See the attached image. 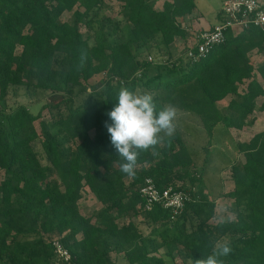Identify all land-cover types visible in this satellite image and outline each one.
<instances>
[{
    "label": "trees",
    "instance_id": "16d2710c",
    "mask_svg": "<svg viewBox=\"0 0 264 264\" xmlns=\"http://www.w3.org/2000/svg\"><path fill=\"white\" fill-rule=\"evenodd\" d=\"M102 2L0 0V100L10 83L69 91L93 73H104L103 88L95 90L93 102L73 106L69 98L68 105L51 104L50 124L40 119V111L33 113L23 104L12 112L0 110V259L5 256L8 264H54L59 257L52 240L58 237L71 254L59 264H111L112 244L127 245L124 256L130 263L161 264L141 240L134 218L142 214L154 227L175 226L171 245L180 244L195 261L211 254L217 240L228 234L225 242L231 244L234 262L264 264V129L237 142L245 158L232 165L229 195L236 214L213 222V203L197 197L202 191L192 158L197 149L186 144L179 130L141 153L135 175L128 176L120 170L123 161L105 127L112 123L107 113L118 105L119 90L135 91L138 86L151 89L160 102L199 115L209 141L216 124L243 127L256 97L264 96V59L255 65L249 55L254 48L264 52V30L255 25L236 32L229 28L224 41L204 55L189 58L184 49L149 75L151 60L138 59L129 40L109 41L104 23L89 16ZM121 7L132 24L133 40L159 33L167 46L187 36L181 21L194 14L196 2L163 0L156 8L154 0H123ZM65 10L72 12L71 21L60 19ZM80 23L92 33L85 35ZM56 55H63L66 67L54 65ZM228 94L226 106L219 107L218 101ZM260 107L264 109V101ZM146 176L159 188L172 184L189 193L178 215L159 203L145 209L138 187ZM84 186L102 204L91 215L82 214L77 205ZM189 212L198 221L187 230ZM122 216L127 220L120 224Z\"/></svg>",
    "mask_w": 264,
    "mask_h": 264
},
{
    "label": "rangeland",
    "instance_id": "374dc122",
    "mask_svg": "<svg viewBox=\"0 0 264 264\" xmlns=\"http://www.w3.org/2000/svg\"><path fill=\"white\" fill-rule=\"evenodd\" d=\"M163 0H154V6L160 7ZM224 0H195L197 10H202L206 22H214L216 20L217 9L221 8ZM123 0H103L102 4L94 11L90 12L91 18L103 22V30L106 33V37L112 42L130 41L132 51L138 59L147 58L151 60V67L148 68L147 73L149 75L154 74L159 70V63L166 61L167 64L186 50L187 42L181 38H175L172 43L167 46L162 42L161 34H153L150 38L142 40H133L132 24L124 16L121 11ZM192 17L188 18L189 24L194 23L193 30L196 31L201 27L200 22L195 24V21L199 19ZM73 18L70 10H65L61 13V20L71 21ZM192 18V19H191ZM180 21V16H178ZM183 25H187L188 21H181ZM207 25V24H206ZM80 30L86 35L92 33L89 26L84 23H80ZM186 41L191 40L193 32L189 31ZM91 42V40H90ZM20 47H17V51ZM185 52V51H184ZM63 55H56L54 61L55 66L66 67V62L62 59ZM169 57V59H168ZM64 58V57H63ZM253 59V58H252ZM258 58L254 56V61L258 64ZM104 73H93L87 81L77 83L72 86L69 91L62 89H50L36 86L34 84L22 83H10L7 92L0 100V110L5 112L14 111L19 105H25L31 112L37 113L40 111V119H45L50 124L52 116L49 110V106L56 102H62V104L68 105L70 103L76 106L83 104L85 100L93 102L97 95L95 90H101L103 88ZM264 84V83H263ZM244 84H240L239 90L243 88ZM137 93H151L155 96V92L151 89L138 86L135 90ZM231 95L228 94L224 98L218 101L219 107H225L229 101ZM155 98V97H154ZM158 110L164 105L169 104L167 102H160L158 98H155ZM264 101V96L259 95L256 97L255 106L251 113L247 117L246 125L241 128L228 127L224 125L216 124L213 130L212 139L209 141L208 133L206 132L202 119L199 115L185 111L178 108L177 127L175 130H179L183 139L187 145L197 149L192 154L194 160V166L197 171L200 172V178L202 180V191L198 192V198L206 200L207 203H213V216L211 221L218 222L221 220H227L233 218L236 214V208L234 206V199L229 195V191L232 190L234 184L232 181V165L235 163H241L244 161V153L237 148V142L240 140L248 139L252 134L264 129V109L261 108V103ZM39 118L34 121L36 127H39ZM52 130H56L57 126H51ZM35 147L41 151L40 141H35ZM44 161V159H43ZM3 174V170H0V176ZM181 183V181H178ZM201 190V189H199ZM206 204V202H205ZM77 205L79 211L84 215H91L98 211L102 204L96 198V196L89 190L87 186L82 187L80 190V196L77 199ZM206 207V206H205ZM191 217L186 222L187 230L191 229V226L195 225L198 221L195 215L189 212ZM127 217L122 216L118 218V222L121 224L126 222ZM138 222L139 234L141 240L146 244L148 254L154 258H161V264H193L195 262L192 254L186 248L180 244L171 245L173 241L170 240L172 235L176 233L177 229L171 224L162 226H153L143 219V215L140 214L134 218ZM81 236V233L77 234V237ZM230 235L226 234L219 238L216 242L223 243L229 240ZM171 246L173 248L171 249ZM110 248L111 264H138L136 262L130 263L125 259L124 248L127 245L112 244ZM7 258L2 256L0 264H8ZM62 260L59 258L54 264H59ZM153 264H160L159 262L152 261ZM224 264H238L234 262V259L229 255L224 258Z\"/></svg>",
    "mask_w": 264,
    "mask_h": 264
},
{
    "label": "clouds",
    "instance_id": "9594fccd",
    "mask_svg": "<svg viewBox=\"0 0 264 264\" xmlns=\"http://www.w3.org/2000/svg\"><path fill=\"white\" fill-rule=\"evenodd\" d=\"M81 66L85 57L81 56ZM118 105L107 115L112 121L105 123L111 143L122 159L120 170L128 176H134L141 153L154 150L171 136L178 119V108L166 104L158 110L151 93H137L122 87L118 93ZM230 242L215 244L211 254L194 264H224V258L232 253ZM193 264V261H192Z\"/></svg>",
    "mask_w": 264,
    "mask_h": 264
},
{
    "label": "built area",
    "instance_id": "2783aa9c",
    "mask_svg": "<svg viewBox=\"0 0 264 264\" xmlns=\"http://www.w3.org/2000/svg\"><path fill=\"white\" fill-rule=\"evenodd\" d=\"M219 17L212 26L200 29L194 40L187 44L185 50L187 57L197 58L207 53L214 45L223 42L225 31L229 28L236 32L240 28L255 25L264 30V0H224L219 10ZM138 190L144 199L145 209L149 210L155 203H159L169 208L173 216L178 215L191 198L186 190L172 184L162 188L157 187L151 176L144 178ZM52 244L60 259H70V251L58 237H54Z\"/></svg>",
    "mask_w": 264,
    "mask_h": 264
},
{
    "label": "crops",
    "instance_id": "0c3cea01",
    "mask_svg": "<svg viewBox=\"0 0 264 264\" xmlns=\"http://www.w3.org/2000/svg\"><path fill=\"white\" fill-rule=\"evenodd\" d=\"M219 10H220V8L219 9H217V12H216V20L214 21V22H210V23H208V22H206L207 20L204 18V16H203V14H202V10L200 9V10H197V11H194V14L191 16L193 19H194V15L196 16L195 17V19H199V21H195V24L196 23H198V22H200V25H201V27L200 28H198L196 31H194L193 30V25H194V23L193 24H189V20H188V18H187V21H188V24L186 25V34H188V32L190 31H192L193 32V37H191L192 39L191 40H189V42H192L193 40H194V38H195V35H196V33L200 30V29H203V28H206V27H209V26H212L214 23H216L218 20H219ZM191 18V19H192ZM186 21V20H185ZM207 24V25H206ZM180 38V37H179ZM187 38V36H185L184 38H181L183 41H185V42H187L186 44H188V40L186 41L185 39ZM176 40V39H175ZM249 55H250V58L252 59H254V56L255 57H257L258 59V64L259 63H261L262 61H263V59H264V52H261V51H259V50H257L256 48H254V49H252L250 52H249ZM252 59V60H253ZM254 61V60H253ZM254 63H255V65H258V64H256V62L254 61ZM264 81L262 82V86H263V88H264Z\"/></svg>",
    "mask_w": 264,
    "mask_h": 264
}]
</instances>
